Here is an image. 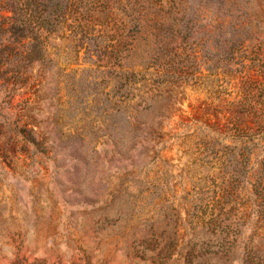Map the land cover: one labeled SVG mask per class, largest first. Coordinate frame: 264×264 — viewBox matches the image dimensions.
Masks as SVG:
<instances>
[{
  "label": "rangeland",
  "instance_id": "1",
  "mask_svg": "<svg viewBox=\"0 0 264 264\" xmlns=\"http://www.w3.org/2000/svg\"><path fill=\"white\" fill-rule=\"evenodd\" d=\"M56 1L0 0V264H264V0Z\"/></svg>",
  "mask_w": 264,
  "mask_h": 264
},
{
  "label": "trees",
  "instance_id": "2",
  "mask_svg": "<svg viewBox=\"0 0 264 264\" xmlns=\"http://www.w3.org/2000/svg\"><path fill=\"white\" fill-rule=\"evenodd\" d=\"M18 2H22L23 0H17ZM27 2H30L31 4H32V2H34L35 4L34 5H36V6H38V5H41L42 4V1L43 0H26ZM54 1V0H53ZM56 2H58L57 3V6H60V2H59V0H57ZM22 5H23V3H21ZM25 5V4H24ZM57 8H63L62 6H60V7H57ZM13 13L14 14H16L17 13V8L16 9H13Z\"/></svg>",
  "mask_w": 264,
  "mask_h": 264
}]
</instances>
